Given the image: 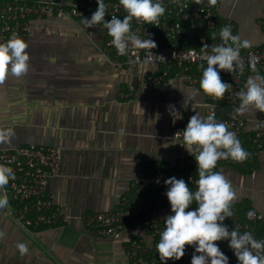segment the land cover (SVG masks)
Segmentation results:
<instances>
[{
  "label": "crops",
  "instance_id": "obj_1",
  "mask_svg": "<svg viewBox=\"0 0 264 264\" xmlns=\"http://www.w3.org/2000/svg\"><path fill=\"white\" fill-rule=\"evenodd\" d=\"M220 3L221 15L237 24L241 40L250 42L242 49L264 45L259 24L264 0ZM106 41L102 25L87 28L83 20L66 16L32 19L24 43L27 76L0 81V134H7L0 135V150L30 144L59 148L60 173L49 180L48 192L67 217L64 226L29 236L9 218L0 193V264H129L130 239L149 242L148 230L132 221L108 238L88 226L83 214L113 211L132 182L144 176L145 157L172 168L192 158L174 133L195 115L191 106L206 117L207 96H195L185 110L184 93L198 88L178 78L147 86L146 76L157 66L113 65L103 53ZM257 74L264 76L253 72L248 77ZM170 106L177 112L174 116ZM259 113L250 107L244 114L248 132L254 131ZM248 159L245 166L224 165L220 170L236 193L233 202L264 214V150ZM169 214L170 205L158 210L157 218L164 223ZM19 243L27 246L26 253L19 251Z\"/></svg>",
  "mask_w": 264,
  "mask_h": 264
},
{
  "label": "built area",
  "instance_id": "obj_2",
  "mask_svg": "<svg viewBox=\"0 0 264 264\" xmlns=\"http://www.w3.org/2000/svg\"><path fill=\"white\" fill-rule=\"evenodd\" d=\"M106 5L105 20L112 16L121 20L127 12L119 0H104ZM166 11L154 23L140 19L131 21L132 31L141 39L151 38L157 47L137 49L129 44L128 54L120 56L112 45L107 34L103 53L116 66H137L149 63L157 68L150 71L145 79L146 85L156 87L170 78L181 79L186 85L199 89V81L204 68L207 67V56L210 47L218 45L220 29L230 25L233 35H238L237 24L231 18L221 15L220 0L213 4L211 0H163ZM97 0H70L67 3L42 0H0V43L13 36L23 44L27 40L32 19L49 16H66L75 21L90 19L97 10ZM264 28V20H259ZM231 43V42H229ZM160 56V58L155 57ZM240 58L244 63L243 74L238 70L232 73L219 70L222 81L231 84L223 98L207 96L205 103L206 117L213 116L215 121L225 123L230 131L236 133L242 147L253 158L264 150V112L256 118V127L248 132L245 115H237L234 109L241 101L238 93L244 88L247 77L255 72L264 73V45L241 49ZM188 123L182 122L174 133L175 139H183V129ZM180 134L176 137V134ZM245 166L243 162L221 159L215 171L223 165ZM0 167L14 172L15 178L8 181L4 188L10 211L16 220L28 232L62 227L67 217L54 197L48 192L49 180L60 173V149L50 146L30 144L16 149L0 150ZM197 163L194 156L188 161H180L176 168L168 163H159L145 157L142 168L144 176L132 182L130 191L121 198L119 205L111 212H86L83 221L104 237L113 238L125 230L132 221L145 227L150 235L151 244L142 238H131L127 245L129 264H165L156 252V243L164 230L163 222L157 218V211L169 206L167 185L171 177L184 179L193 191L198 179ZM251 190L256 192L253 183ZM11 203V204H10ZM193 204L190 209L196 208ZM233 215L224 223L230 230L239 227L241 233L250 231L257 240H264V214L253 207H244L232 202ZM253 215L250 217L248 213ZM229 257V264H238L228 241L216 242ZM194 248L186 246L185 255L180 260L167 259L166 264H191Z\"/></svg>",
  "mask_w": 264,
  "mask_h": 264
},
{
  "label": "clouds",
  "instance_id": "obj_3",
  "mask_svg": "<svg viewBox=\"0 0 264 264\" xmlns=\"http://www.w3.org/2000/svg\"><path fill=\"white\" fill-rule=\"evenodd\" d=\"M211 2L215 4L216 0ZM97 3V10L90 19L84 18L83 24L87 28L102 25L112 37L111 43L118 55H127L130 43L137 49L153 50L157 47L153 39L139 38L132 31L131 21L135 18L150 24L156 22L166 11L163 0H119L127 15L122 20L112 16L110 21L105 20L104 0H97ZM219 37L220 44L204 46L210 47L207 67L204 68L199 81V91L189 89L184 93L185 110L192 105L197 95L224 97L231 84L222 81L218 69L230 73L238 70L243 74L244 63L240 52L242 48L250 47V42L241 40L239 35H233L230 25L220 29ZM26 53L27 48L15 36L0 43V81L7 78L20 80L27 76L29 57ZM149 61L150 58L146 59L145 63ZM252 70L255 72V68ZM238 96L241 103L234 109L235 114L244 115L250 107L264 112V76L257 74L248 77ZM170 109L174 116V113H177L174 106H170ZM191 109L195 115L191 116L183 129L182 145L194 156L198 166L196 190L193 191L184 179L174 176L165 181L168 186L165 195L172 214L164 218V230L156 243V252L166 264L167 259L180 260L185 255L186 246H192L194 252L191 264H229V257L216 243L228 241L238 264H264V240H257L250 231L241 233L238 226L230 230L224 223L233 215L230 205L236 193L230 181L226 179L224 170H214L221 159L231 158L233 161L243 162L249 153L242 147L236 133L230 131L225 123L215 121L213 116L203 117L193 106ZM179 134L180 132L176 137ZM14 178V172L0 167V190ZM193 204L197 207L189 210ZM248 215L251 217L253 214L249 212ZM3 236L4 233L0 232V239ZM17 248L21 253L28 251L24 243H19Z\"/></svg>",
  "mask_w": 264,
  "mask_h": 264
},
{
  "label": "water",
  "instance_id": "obj_4",
  "mask_svg": "<svg viewBox=\"0 0 264 264\" xmlns=\"http://www.w3.org/2000/svg\"><path fill=\"white\" fill-rule=\"evenodd\" d=\"M0 193H1V197H2V200H3V203H4V206H5V209H6V212L9 216V218L11 220L14 221V223H16L25 233H27L29 236H32L30 232L27 231V229H25L17 220L16 218L12 215L11 211H10V207H9V203H8V199H7V196H6V193H5V190L2 189L0 190Z\"/></svg>",
  "mask_w": 264,
  "mask_h": 264
},
{
  "label": "trees",
  "instance_id": "obj_5",
  "mask_svg": "<svg viewBox=\"0 0 264 264\" xmlns=\"http://www.w3.org/2000/svg\"><path fill=\"white\" fill-rule=\"evenodd\" d=\"M246 161H247V162H250V160H249L248 158L246 159ZM227 165H229V164H227ZM223 166H224V165H223ZM234 166H236V165H234ZM237 166H240V165H237Z\"/></svg>",
  "mask_w": 264,
  "mask_h": 264
}]
</instances>
